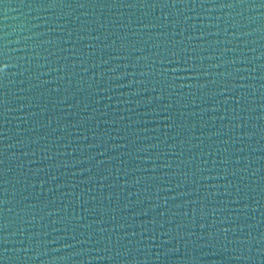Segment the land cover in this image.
<instances>
[{
  "label": "water",
  "instance_id": "obj_1",
  "mask_svg": "<svg viewBox=\"0 0 264 264\" xmlns=\"http://www.w3.org/2000/svg\"><path fill=\"white\" fill-rule=\"evenodd\" d=\"M163 2L0 0V264H264V0Z\"/></svg>",
  "mask_w": 264,
  "mask_h": 264
},
{
  "label": "snow or ice",
  "instance_id": "obj_2",
  "mask_svg": "<svg viewBox=\"0 0 264 264\" xmlns=\"http://www.w3.org/2000/svg\"><path fill=\"white\" fill-rule=\"evenodd\" d=\"M178 3L180 4H187L188 3V0H171V3L169 4L168 0H164V2L162 4H153L152 7H175ZM192 3L195 4V0H192ZM129 7H135L136 5H128ZM143 6V5H142ZM201 7L203 6V0H202V3L200 5ZM220 7H232L233 5L231 4H220L219 5ZM81 7H83V5H81ZM96 39H98V37H96ZM189 39H191V37H189ZM178 43V42H176ZM175 46V44H174ZM187 50L186 49H180L179 51H172L170 52V58L167 59L166 61L165 60H162L161 63H169V64H175L177 65L176 67H173L170 69V72L175 74L177 72H189V73H195L197 70H196V66L191 63V61L194 59V57L192 56H187V57H184L181 55L182 52H186ZM126 59V57H125ZM106 63V61H105ZM8 67L7 64H3V63H0V76H3L4 72H5V69ZM125 67H127V65H125ZM169 70L165 69L163 73H161L160 75L162 76H167ZM135 73H133L134 75ZM140 75H145L144 72H141ZM194 78H196L194 76ZM178 79L177 76L175 75H172V82L168 84L169 87H176L175 85V81ZM157 83H163V81H156ZM201 88L205 87V85L201 84L200 85ZM153 91H155V88L152 89ZM162 91V90H161ZM163 97L162 96H156L155 99L157 100H160L162 99ZM226 102V101H225ZM168 107H171V105H168ZM138 151H143V149H137ZM0 163H3V161H0ZM103 163V162H101ZM90 179H92V177H90ZM106 179V177H105ZM203 179L207 180L209 179V177L205 176L203 177ZM135 183H139V181H134ZM213 187H217V186H213ZM2 203V202H0ZM201 212H203V210L201 209ZM193 215H195V210L193 212ZM201 218L203 219V215L201 216ZM0 227H3V228H6L7 225H3V226H0ZM201 227H203V224L201 225Z\"/></svg>",
  "mask_w": 264,
  "mask_h": 264
}]
</instances>
